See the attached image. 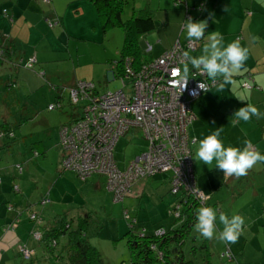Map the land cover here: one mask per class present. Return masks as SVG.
<instances>
[{"label":"rangeland","instance_id":"374dc122","mask_svg":"<svg viewBox=\"0 0 264 264\" xmlns=\"http://www.w3.org/2000/svg\"><path fill=\"white\" fill-rule=\"evenodd\" d=\"M151 1L152 4L149 5L156 9V0ZM41 3L46 13H49L48 17L54 18L56 14L52 2L47 4L41 0ZM146 5H148L147 0H125L121 13L122 19L126 20L131 17L134 6L137 16L139 11L145 9ZM56 7L58 10L67 7L69 15L67 14L66 21L69 34L63 32L60 26L49 28L47 22H44L40 35H38L40 38L35 35L32 38L27 36L24 40L26 44L21 46L23 50L25 48V57L40 51L37 54L39 62L31 69L23 66L18 67L12 74L14 83L9 88L0 83V124L6 120L14 132L11 139L4 140L8 146L1 145L2 141H0V168L15 176L16 183L20 187V192L10 190L8 195L17 201L24 197L30 202L33 206L32 210L39 213L42 225L50 224L57 216L55 214L63 216L66 215V212L68 215L64 216L65 220L72 224L75 215H70L69 209L71 212L81 211L78 208H70L71 205L82 206L85 204V207L89 206L90 210L94 211L91 218L93 224L90 225L89 230L90 240L101 252L104 264H123V262L128 264L132 260L131 250L127 243L128 237L124 235L115 237L117 234L115 231L122 228L123 221L126 223L129 219L130 215L127 211L134 203L129 202L133 192L128 193L122 201H115L112 192L107 189L106 177L102 175L92 176V179L98 183V188L89 190L91 179L83 181L73 172L62 169L61 153L58 147L59 128L62 124L70 121L71 117L69 115L71 107L66 104V99L67 88L70 86L68 84L72 80L75 69L89 75L87 79L81 80L92 82L99 94L115 92L122 88L121 80L114 74L111 65L114 60L120 58L124 31L120 27L103 30L102 23L93 20L88 13L80 12V15H73L76 13L75 4H68L64 0L62 5H56ZM106 73L107 78H105ZM244 81L249 82L252 87V75L245 74ZM54 86L65 90L63 101L65 104L62 109L50 110L48 108L50 104L59 99L56 97L57 90L53 88ZM5 89L8 91L7 94H5ZM131 90L132 83L128 82L125 91L130 92ZM72 112L74 113L76 110L73 108ZM123 139L131 141V143L128 146L120 145L116 152L114 149L115 154L120 157V162L125 161L124 164L119 163L120 169H125L131 160L147 148V140L136 128L131 129ZM33 151H37L39 155L34 156ZM193 158V164H198L195 156ZM17 164L23 168L21 174H17ZM0 174L3 179H6L4 173ZM222 176L224 177V174L221 170L215 175L206 176L203 173L199 183L203 182L205 178L208 184L213 182L212 184L216 186L215 199L208 202L209 207H211L210 204L217 202L221 206L222 212L220 213H225L229 217L238 214L244 218L245 223L241 235L238 241L233 244H226L216 238L211 239V253L208 255L203 247L204 238L192 228L185 237L186 241L182 246L184 262L204 264L209 260L211 264H264V196L254 194L257 188L260 189L261 183L252 186L246 175L236 177V179L230 178L228 181H226L228 177L224 180ZM8 179L10 180V178ZM145 179L147 178L138 180L136 183ZM68 184H71L72 187ZM74 189H78V201L71 203L72 197L73 200L77 198V195L72 196ZM198 189L202 191L199 187ZM203 193L207 195L205 192ZM47 194L50 201L44 206L40 205L41 197ZM169 196L173 195L169 194ZM53 211L54 215H52ZM111 212L114 215H110ZM220 213L217 212V233L222 230L218 219ZM156 218H158L157 223H153V221L142 223L146 230H156L159 226L165 229L180 226V222L175 221L176 217L168 210L165 211L163 219L160 215ZM30 224L34 225L33 222ZM133 224V234H137L142 228L141 224L136 222ZM95 227H100L98 228L100 233L97 235L91 232V229H97ZM24 240L34 245L36 251L40 249V242L31 234H26ZM192 244L196 245L195 253L192 251ZM226 246H229L231 251L236 254V260L231 262L221 257ZM7 254L13 262L15 261L14 264H29L32 261L26 262L18 253V255L11 252H7ZM41 264L58 263L54 257L45 254V257H41ZM152 264L162 263L156 261Z\"/></svg>","mask_w":264,"mask_h":264},{"label":"crops","instance_id":"0c3cea01","mask_svg":"<svg viewBox=\"0 0 264 264\" xmlns=\"http://www.w3.org/2000/svg\"><path fill=\"white\" fill-rule=\"evenodd\" d=\"M64 1L68 4H75L76 13L73 15H80V12L85 14L88 13L93 20L95 19L96 22H100L94 6L88 0ZM147 1L148 5H146L145 9L139 11V14L143 11H147L153 19L154 28L150 32L141 35L138 39L140 47V62L157 58L165 50L169 49L177 40L181 43L188 40L184 28L185 21L188 20L186 18L187 14L190 15V18H192L194 22L201 20L208 21V27L205 30L204 38L196 40L198 48L193 52H189L188 54L190 56L198 57L203 54V45L208 42L207 38L213 31L221 33L224 37L225 46H227L228 43L239 39L243 47H248L250 49L248 59L240 69L234 71L230 83L225 84L221 90L219 87L220 81L218 80L215 87L203 93L190 103L195 119L188 126L187 134L190 138L196 137L197 140V143L193 144L191 147L192 160H194L193 156L196 157L197 150L195 151V149L198 148L199 140L210 135L219 127H223L219 138L225 147L231 146L242 150L245 146L243 143L244 140H251L254 147L264 155V117L260 119L253 117L248 122L239 121L235 126L231 123L234 118V112L249 103L256 106L261 113H264V0H156V9L149 5L152 4L151 0ZM51 2V4H53V9L55 10V16H58L59 18V23L53 27L60 26L62 27L63 32L65 31L66 34H69L66 21L68 14L67 7H64L63 10H58L56 5H62L63 0H51ZM201 4L202 8L199 9ZM133 9L131 17L135 16L136 13L135 6ZM48 16L49 13H46L41 0H0V33L6 37L5 44L14 49V54L11 57L12 61L16 60L17 57L25 60L31 55L25 57V48L23 50L21 46L26 44L24 40L27 36L32 38L33 35H35L37 38H40L38 35H40L44 22L46 23L45 19ZM252 36L259 37V40L252 42ZM141 43L143 44V47ZM39 52L40 51L32 54L36 57V63L39 62L37 56ZM119 59L113 61L111 65L113 70H115L114 65ZM190 67L191 65L189 63V68ZM9 73L13 74L14 70L10 64L6 63L0 68V79H6L8 76L10 77ZM247 73L252 75L253 84L257 86V88L247 89L242 86L243 78ZM88 77L89 75H87V73L85 74L75 69L73 71L72 80L68 85L71 86L76 81L87 79ZM107 77L108 75L106 73L105 78ZM56 94V97L59 98V93ZM64 96L65 91L63 92V97L61 99H63ZM69 115H71V112ZM123 138L124 137H121L117 142L115 152L120 148V145L128 146V144L131 143V141L129 142L127 139ZM115 152V162L119 167V163L124 164L125 161L120 162V157L116 155ZM196 162L199 164H193L196 185L209 195L208 202L213 201V199H215L214 190L216 189V186L212 184L213 182L208 184L205 178L203 182L199 183V179L202 177L203 173L206 174V176L211 174L215 175L220 169L216 167L215 160L211 165L203 164L202 161H200V164L198 159ZM0 169V173H4V177L6 178L3 179L2 176L0 182V264H8L9 262V264L15 263V261L13 262L11 260V257L7 252L14 253V255L15 253L17 254V245L20 243H23L30 249L34 250V257L29 264H41V257H45V254L52 256V253H50L41 243H39L40 249L36 251L34 245L29 243V241L27 242V240H24L26 234H30L35 228L34 225L30 224L26 212H22L20 223L15 229L2 231L14 216V211H8L7 205L12 204L21 210L24 209L28 201L24 197L17 201L8 195V191L12 190L11 187L13 182H16V177L7 171L5 172V169ZM169 177V173H157L132 186L130 193L133 192V195L129 198V202L131 203L132 201L134 203L127 212L131 217L135 218L137 221L136 223L141 224V227H145L142 223H147V221L157 223L158 218H156V216L158 215L163 219L165 211L168 210V207L174 201V196H169ZM246 177L249 179V183L252 186L257 185L259 182L261 183L260 189L257 188L254 194L264 196V163H258L254 166L248 171ZM8 178H10V180ZM61 178L60 181H62ZM222 178L225 180L227 177L222 176ZM230 178L236 179L235 176H230L226 181ZM89 179H91V187L89 190L92 188H98L96 180H93L92 176ZM68 186L72 187L71 184H68ZM73 192L72 196L77 195V198L76 200H73L74 198L72 197L71 203H76L79 196L78 189H74ZM75 205H71L70 208H78L81 212H71V209H69L70 215H75L73 227L79 223L80 218L88 220L89 227L86 229V238L91 242L89 230L91 227L90 225L93 224L91 218L94 211L90 210L89 206L85 207V204L82 206ZM210 206L217 210L218 213L222 212L221 206L220 204L218 205L217 202L210 204ZM54 214L55 212L53 211L52 215ZM55 215L57 216H55L54 219L62 216L58 214ZM67 215L66 212V215L64 214V216ZM110 215H114V213L111 212ZM54 219L50 224H45L43 226L40 225L38 228L43 229L49 227L53 224ZM95 228L97 229H91V232L92 234L97 235L100 233L98 230L100 227ZM127 230V222L125 223L123 221L122 228L115 231V233H117L115 237L123 236ZM152 231L153 230H148L147 233L150 234ZM91 244L93 245L92 242ZM63 262V260L59 261L60 264Z\"/></svg>","mask_w":264,"mask_h":264},{"label":"built area","instance_id":"2783aa9c","mask_svg":"<svg viewBox=\"0 0 264 264\" xmlns=\"http://www.w3.org/2000/svg\"><path fill=\"white\" fill-rule=\"evenodd\" d=\"M201 8L202 4L199 9ZM186 18L189 19L190 15L187 14ZM47 23L54 26L58 21L47 19ZM197 48L196 40H186L184 43L177 40L160 56L136 69L130 58H124L123 73L118 77L122 88L115 92L99 94L94 92L92 82H75L68 90L69 99L73 104L82 102L79 108L81 114L75 122L59 129L63 168L77 172L82 178L94 172L104 175L107 189L117 202L130 193L138 180L168 172L173 194L192 196L201 207L208 206L209 196L196 185L191 154L193 143L187 134V128L195 119L190 103L207 92L198 88L199 83L204 82L210 90L218 81L213 84L202 70L191 66L188 83L182 92L180 85L175 83L179 80L176 70L182 67L180 61L189 62L183 53ZM35 63L36 58L32 56L25 64L26 67H32ZM127 81L132 83L130 92L125 91ZM242 85L251 88L247 81ZM59 107L60 102L57 101L49 109ZM133 128L141 131L147 140V148L131 160L125 169H120L114 159V149L117 141ZM9 135L12 136V133ZM6 136L0 132V138ZM33 155H38V152L33 151ZM16 168L21 171L22 166L17 164ZM180 207L181 203L178 201L169 212L177 218L180 216ZM34 218L35 215L31 214L30 219ZM15 225L2 231L13 229ZM164 233V228L155 230L156 235ZM31 235L36 240L40 239V234L35 229ZM17 248L25 260L34 255V251L23 244ZM157 254L161 257L162 252L158 251ZM224 256L229 261L234 260L228 247Z\"/></svg>","mask_w":264,"mask_h":264},{"label":"trees","instance_id":"16d2710c","mask_svg":"<svg viewBox=\"0 0 264 264\" xmlns=\"http://www.w3.org/2000/svg\"><path fill=\"white\" fill-rule=\"evenodd\" d=\"M50 1L51 0H49V2ZM88 1L92 3V5L94 6L97 12V15L99 17V20L102 23L103 30H108V28H112V27H120L124 31V42H123V46L121 50V58L114 65L115 66L114 74L117 77H119V75L121 76V74L123 73V61H124V58L126 57L130 58L131 64L135 69L138 68L141 64L148 62V61L140 62V47L138 44V39L140 38L141 35L147 32H150L154 28L153 19L150 16V14L147 11H143L138 16L135 15V16L130 17L129 19L123 20L121 13L123 11L125 0H88ZM42 2L44 1L42 0ZM47 19H51V20L56 19L59 23L58 16H55L54 18L47 17L45 19L46 22H47ZM48 27L53 28V26H49V25ZM5 38L6 37L0 33V68L6 63L12 66V69L14 70V72L20 66H23L24 68H28V69L33 68L36 63L32 67H26L25 63L30 57L35 56V55H30L25 60L20 57H17L16 60H13V61L11 60V57L14 54V49L13 47L5 44ZM190 52H193V51H190ZM9 74H10V78L0 79V83H3L4 86H6V88L7 87L9 88L14 83L12 80V74L11 73ZM78 81H82V80H78ZM74 85L75 83L67 88V99H66L67 103L66 104L71 107L70 108L71 109L70 121L62 124L60 128L66 124H71L75 122V120L78 118V115L81 114V111L79 108L81 107L80 105H82V102L78 104H73L70 102V99H69L68 90ZM53 88L57 90V93H59V99H61L63 97V92L65 90L63 88H58V87L56 88L55 86ZM251 88H257V86L252 84ZM251 88H247V89H251ZM7 92L8 91L6 90L5 94H7ZM94 92L98 93L95 88V85H94ZM59 99L56 100L55 102L59 101L60 102L59 109H62L64 107V103H63L64 98L61 100ZM55 102L53 104H55ZM73 108L74 110H76V112L74 113L72 112ZM50 110H53V109H50ZM3 122L4 123L0 124V132H3L5 136L6 135L8 136L0 138V141H2L1 145L8 146V144L4 143V140L11 139L14 135V132L10 128L6 120ZM10 133H12V136L9 135ZM58 147L61 153V156H60L61 157V167L63 170L73 172L79 179L83 181L89 179L93 175L98 174L94 172V173H91L89 176L82 178L77 174V172L70 170V169L63 168L62 166L63 151L59 144V131H58ZM34 156H37V155H34ZM16 171L18 174H21L23 171V168L21 169V171H19L16 168ZM98 175H101V174H98ZM1 180H2V174H1ZM11 188H12V191L14 192H20V187L18 186L16 182H13ZM169 192L170 194L174 196L175 199L172 202V204L168 207V211L169 209L172 208V205H174L178 201H180L181 203L180 216L175 218V221L180 222V226L176 229L175 228L174 229L164 228L165 233L161 236L156 235L155 230H153L152 233L148 234L145 227H142L138 231L137 234H133V231H132L133 230L132 228L134 227L133 223L137 221L135 220V218L129 216V219L127 221L128 230L124 233V236L128 237L127 243L131 250V257H132V260L128 264H152L153 262H156V261L161 262L162 264H188L184 262L185 261L184 252L182 250V246L186 241L185 237L188 235L190 229L194 228V225L196 223V211L198 208L201 207V205L192 196L186 197L183 193L173 194L171 192V186L169 187ZM48 202H49V198L47 194L41 197L39 204L44 206ZM207 205H208V202H207ZM32 208L33 206L31 205L30 202H28L27 205L24 207V209H21V210L12 204H8L7 210L14 211V216L12 220L7 224L6 227L8 228L16 224L15 227L13 228L15 229L16 226L20 223V217H21L22 212H26L28 220L34 223V227H35L34 229L37 230L40 234V239H38V241L50 253H52V257L55 258L58 264H60L59 263L60 260L64 261L62 264H104L101 252L98 250L97 247L92 245L91 242H89V240L86 238V229L89 227L88 220H85L84 218H80L79 223L73 227V222L72 224L67 223L63 215V216H59L58 218H55L53 224H51L49 227L39 229L38 227L40 225L43 226L40 223L41 217L39 213L36 212L35 210H32ZM31 214L35 215L34 219H30ZM6 227H4L3 229H5ZM157 228H162V226L157 227ZM0 237H1V233H0ZM137 238H140V239H137ZM192 246H193L192 251H194L193 253H195L197 249L196 245L192 244ZM203 247H205L207 254L209 255V253H211L209 239L204 238ZM227 247L231 251L230 247L226 246V248ZM225 250L222 252L221 257H224L227 259V257L224 256ZM135 251H136V254H135ZM158 251L162 252L161 257H159V255L157 254ZM17 252L20 255L18 250ZM233 255H234V260H236V254L233 253ZM33 257L34 256H32L31 259L26 260V262L32 260ZM232 261L233 259L231 260V262ZM123 264H127V263L123 262ZM204 264H211V263L209 262V260H207L206 263Z\"/></svg>","mask_w":264,"mask_h":264},{"label":"clouds","instance_id":"9594fccd","mask_svg":"<svg viewBox=\"0 0 264 264\" xmlns=\"http://www.w3.org/2000/svg\"><path fill=\"white\" fill-rule=\"evenodd\" d=\"M207 27V20L194 22L192 18H189L185 21L184 25L187 39L189 41L203 39ZM258 40L259 37L257 36L251 37L252 42ZM207 41L208 42L203 45V54L198 57H193L185 52L183 56L187 58L192 68L202 70V73L206 74L213 84L219 80V87L222 90L225 84L231 82L234 71L240 69L244 65L248 59L250 49L248 47H243L239 39L225 46L224 37L217 31H213L208 36ZM180 63L183 67L182 69L176 70L179 75V80L175 83L180 85V90L182 92L188 83L190 68L189 63H185L183 60H181ZM198 88L208 91L204 82H200ZM193 94H195V92H193ZM233 117L231 123L235 126L239 121L248 122L253 117L260 119L264 117V113H261L256 106L249 103L236 110ZM222 130L223 127H219L210 135L199 140L195 160L198 159L206 165H211L215 160L216 167L223 171L224 177L235 176L237 178L247 175L248 171L258 163H264V155L254 147L251 140H244L243 143L245 146L242 150L231 146L225 147L219 138ZM192 143H197L196 137L192 138ZM218 219L219 223L222 225V230L217 233L216 210L208 206L198 208L196 211V223L194 225L195 232L205 239L211 240L216 238L226 244L236 243L245 223L244 218L238 214H233L229 217L225 213H220Z\"/></svg>","mask_w":264,"mask_h":264}]
</instances>
